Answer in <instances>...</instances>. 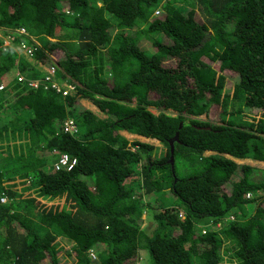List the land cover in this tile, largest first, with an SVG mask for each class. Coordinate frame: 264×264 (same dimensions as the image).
<instances>
[{
    "label": "trees",
    "instance_id": "16d2710c",
    "mask_svg": "<svg viewBox=\"0 0 264 264\" xmlns=\"http://www.w3.org/2000/svg\"><path fill=\"white\" fill-rule=\"evenodd\" d=\"M0 26L45 37L0 48V264H264V167L235 161L264 162V0H0Z\"/></svg>",
    "mask_w": 264,
    "mask_h": 264
},
{
    "label": "rangeland",
    "instance_id": "374dc122",
    "mask_svg": "<svg viewBox=\"0 0 264 264\" xmlns=\"http://www.w3.org/2000/svg\"><path fill=\"white\" fill-rule=\"evenodd\" d=\"M64 5H66L65 3H63ZM2 28H4V27H1L0 26V38H6L7 37V33H9V31L10 30H13V29H11V28H4L3 30H2ZM22 27H19V28H17V29H21ZM20 32H23V31H20ZM26 35H28V32H26ZM60 38H62V39H65V37H64V34H63V31H61L60 32ZM157 35V34H156ZM155 35V36H156ZM156 37H158V36H156ZM37 40H44L45 39V37L44 36H40V37H37L36 38ZM23 45H25V48L21 45V44H17V43H14V44H12V46L14 47V49L15 50H17L19 53H21V52H24L25 54H26V56H27V58H30V56H28V54H27V52H28V50L29 49H31L32 51H33V45L32 44H30L28 41H26V40H23ZM0 47H1V45H0ZM144 51L146 52V53H153L152 52V50H150V49H144ZM55 55L56 56H54V57H56V59H57V57H59V56H62L63 55V52L62 51H60V50H58V52H55ZM27 58H25V59H27ZM28 60V59H27ZM49 62H51V61H49ZM53 66V68H54V70H55V65L53 64L52 65ZM44 70H46V68L44 67L43 68ZM53 72V70L52 69H50L49 70V73H52ZM229 82H233V80L231 79V78H229V76H227L226 77V81H225V87H227V86H229L230 84H228ZM85 100H87V99H85ZM81 103L84 101L83 99H81V100H79ZM85 102V101H84ZM87 105H88V103H86ZM90 107H91V109L93 108L95 111H97L96 112V115L98 116V117H100V118H106V117H108V114H106L105 112H103V111H101V110H99V109H97L94 105H92V104H90ZM80 110V108H78L77 110H76V112H78ZM152 111L153 112H156V110L155 109H152ZM168 112H170V113H172V114H175L172 110H168ZM216 113V109H214V110H211L210 112H209V116H207V113L205 114H202V115H200V117L202 118V119H209V118H211V117H213L214 116V114ZM260 114L261 113H256V114H253L252 116H254L256 119L258 118V117H260ZM0 122H3V123H6L7 121H6V118H5V116H1V120H0ZM79 129H80V127H78V131H79ZM120 135H121V138H123V139H125L127 142H133V141H136V140H139V141H142V142H147V143H149V144H152V145H154V146H157V147H162V144H160L159 143V141L158 140H156V139H153V138H146V137H143V136H141V135H139V134H135V133H127L126 131H124V130H121V131H119L118 132ZM122 134H125V135H122ZM132 149H134V147L132 148ZM235 161L240 165V164H250V166H259L260 168H262V167H264V162H260V161H257V160H254V159H250V158H246V159H235ZM191 170L192 169H189L188 171L189 172H191ZM180 174H183V173H187V172H179ZM157 197H159V199L160 200H163L162 198H161V196H160V194H158L157 195ZM6 200L5 201H3L5 204H7L9 201L7 200V198L6 197H4ZM149 200H153V197H150V198H148L147 196H141V201H142V203H145V202H147V201H149ZM157 207V206H156ZM245 209H247L248 211H253L254 210V207H252V208H245ZM150 209H149V207L148 206H143V208L141 209V212H138L136 215H137V219H136V222H137V224L139 225V228L140 229H143V228H146L147 227V224H148V221H149V219H150ZM232 217L231 216H229V219H231ZM210 225L212 226V223L210 222ZM219 224H215V225H213V228H217V226H218ZM57 242H62L63 243V245L65 246L64 248H68L69 246H70V243H68L67 241H65V240H63V238H57ZM62 253H64V251L62 252ZM93 253V255H95L96 253L95 252H92ZM91 256H92V258H94L93 257V255L92 254H90ZM96 259V258H95ZM67 260L69 261L70 260V258L69 257H67ZM134 264H148V255H147V252H146V250H139L138 251V255H137V260L135 261V263Z\"/></svg>",
    "mask_w": 264,
    "mask_h": 264
},
{
    "label": "built area",
    "instance_id": "2783aa9c",
    "mask_svg": "<svg viewBox=\"0 0 264 264\" xmlns=\"http://www.w3.org/2000/svg\"><path fill=\"white\" fill-rule=\"evenodd\" d=\"M6 35H7L6 38H0V45H1L0 48L13 47L12 44H14V43L21 44L25 48V45H23V41H17L14 34H11L9 32ZM33 48H35V47L33 46ZM28 52H32V50L29 49ZM50 69H52L54 71L53 66H51ZM19 79H21V78H19ZM28 84L32 87L38 86L37 80H32V81L28 82ZM64 130L69 131L70 133L74 132L76 130L75 121L71 118L66 119L64 121ZM74 162H75V160L73 158L71 159L67 153H62L59 155V157L57 158V160L53 164V167L56 170H61V169L69 170L72 168ZM1 200L5 201V198L2 197ZM93 256H95V255H93Z\"/></svg>",
    "mask_w": 264,
    "mask_h": 264
},
{
    "label": "clouds",
    "instance_id": "9594fccd",
    "mask_svg": "<svg viewBox=\"0 0 264 264\" xmlns=\"http://www.w3.org/2000/svg\"><path fill=\"white\" fill-rule=\"evenodd\" d=\"M158 11H159V8L158 9H155V11H154V14H157L158 13ZM20 27H22L20 30L19 29H17V28H19V27H17V28H14L13 30H10L9 32L11 33V34H14V36L16 37V38H19V37H21V36H23V35H26V32H28V36H30L31 38H32V40H33V44L32 45H34V43H35V41L37 40L36 38H37V36H33V35H31L30 34V32L25 28V27H23V26H20ZM20 31H23V32H20ZM39 37V36H38ZM52 41H55V39L54 38H50ZM81 99H83L84 101L81 103L80 101H79V103H80V106H79V108H80V110H79V112L80 111H82V110H91V107H90V104H92V105H94L89 99H87V100H85L84 98H80V100ZM86 103H88V105L86 104ZM95 106V105H94ZM97 109H98V107L97 106H95ZM68 118H71V119H73L74 120V118L73 117H66L65 118V120L66 119H68ZM64 120V121H65ZM64 121H63V124H64ZM75 121V120H74ZM75 125H76V130L74 131V132H72V133H76L77 131H78V126H77V124H76V122H75ZM124 131H126V130H124ZM66 132H68V133H70L69 131H66ZM127 133H131V132H128V131H126ZM122 135H125V134H122ZM142 136V135H141ZM144 137V136H143ZM129 143V142H128ZM130 144V143H129ZM64 153V152H63ZM60 154H62V153H60ZM71 159H72V157H70ZM74 159V158H73ZM74 164H75V162H74ZM74 164H73V166H74ZM72 166V167H73ZM52 169L53 170H56V169H54V167H53V165H52ZM65 170H67V169H65ZM70 170V169H69ZM4 198V197H3ZM6 200V199H5ZM1 202H3L2 200H1Z\"/></svg>",
    "mask_w": 264,
    "mask_h": 264
},
{
    "label": "water",
    "instance_id": "95a60500",
    "mask_svg": "<svg viewBox=\"0 0 264 264\" xmlns=\"http://www.w3.org/2000/svg\"><path fill=\"white\" fill-rule=\"evenodd\" d=\"M177 139H178V133L176 132V133L174 134L173 138L169 141L170 144L172 145V141H173V140H177ZM171 152H172V149H171ZM169 162H170V163L173 162V157H172V155H171L170 158H169Z\"/></svg>",
    "mask_w": 264,
    "mask_h": 264
},
{
    "label": "crops",
    "instance_id": "0c3cea01",
    "mask_svg": "<svg viewBox=\"0 0 264 264\" xmlns=\"http://www.w3.org/2000/svg\"><path fill=\"white\" fill-rule=\"evenodd\" d=\"M91 111H92L93 113H95V114H96V112H97V111H95L93 108L91 109Z\"/></svg>",
    "mask_w": 264,
    "mask_h": 264
}]
</instances>
